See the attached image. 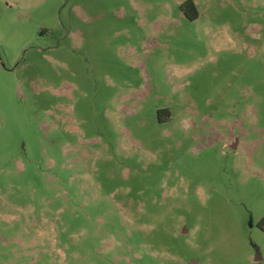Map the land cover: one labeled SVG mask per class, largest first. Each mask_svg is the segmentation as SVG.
<instances>
[{"label":"rangeland","instance_id":"1","mask_svg":"<svg viewBox=\"0 0 264 264\" xmlns=\"http://www.w3.org/2000/svg\"><path fill=\"white\" fill-rule=\"evenodd\" d=\"M0 264H264V0H0Z\"/></svg>","mask_w":264,"mask_h":264},{"label":"trees","instance_id":"2","mask_svg":"<svg viewBox=\"0 0 264 264\" xmlns=\"http://www.w3.org/2000/svg\"><path fill=\"white\" fill-rule=\"evenodd\" d=\"M185 7H186V8H187V7H190L191 10L193 11V14L189 17L190 20H192V21L196 20L197 17H198V13H197V11H196V7H195L194 3H193L192 1H188V2L185 4Z\"/></svg>","mask_w":264,"mask_h":264},{"label":"water","instance_id":"3","mask_svg":"<svg viewBox=\"0 0 264 264\" xmlns=\"http://www.w3.org/2000/svg\"><path fill=\"white\" fill-rule=\"evenodd\" d=\"M260 260V257H259V255L257 254V259H256V261L258 262Z\"/></svg>","mask_w":264,"mask_h":264}]
</instances>
